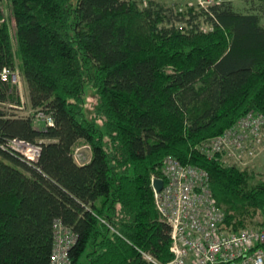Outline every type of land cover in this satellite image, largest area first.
<instances>
[{
	"label": "trees",
	"instance_id": "16d2710c",
	"mask_svg": "<svg viewBox=\"0 0 264 264\" xmlns=\"http://www.w3.org/2000/svg\"><path fill=\"white\" fill-rule=\"evenodd\" d=\"M180 1L0 0V68L27 98L18 116V87L0 82V145L40 148L34 162L0 148V264H50L56 225L74 236L69 264L167 262L151 186L166 157L206 171L224 225L264 226V180L201 150L264 118V0Z\"/></svg>",
	"mask_w": 264,
	"mask_h": 264
},
{
	"label": "built area",
	"instance_id": "2783aa9c",
	"mask_svg": "<svg viewBox=\"0 0 264 264\" xmlns=\"http://www.w3.org/2000/svg\"><path fill=\"white\" fill-rule=\"evenodd\" d=\"M196 1L199 5L205 6L215 0ZM0 82L11 83L18 87L19 103L12 108L18 116L26 115V100L21 91L22 82L19 73L8 67H2ZM37 120H45L46 123L51 124V119L44 117L41 113L36 114ZM263 123L262 116L249 115L223 135L208 140L201 150L208 155L222 154L227 143H230L232 137L242 128L250 131L253 136H257ZM239 136L241 137L240 146L236 145L237 140H234L231 145L242 150L245 134L240 133ZM82 147L89 150L88 146L83 145L77 147L73 153L79 165L87 163L90 158V155L82 156L80 153ZM0 148L31 162L37 160L40 151L37 145L18 139L2 144ZM241 152L238 151V153ZM226 154L228 157L234 156L228 150ZM238 156L240 159L242 154ZM236 159L239 160L237 157ZM161 174L162 178H151V186L156 178L163 182L159 192H156L153 186L152 190L159 217L169 227L171 258L165 263H160L144 253V259L153 264H264V226L234 231L224 225V214L216 205L206 171L196 166L183 165L172 157H166L162 161ZM73 241L74 236L70 231L56 225L50 264H69L67 251Z\"/></svg>",
	"mask_w": 264,
	"mask_h": 264
},
{
	"label": "rangeland",
	"instance_id": "374dc122",
	"mask_svg": "<svg viewBox=\"0 0 264 264\" xmlns=\"http://www.w3.org/2000/svg\"><path fill=\"white\" fill-rule=\"evenodd\" d=\"M161 3H163L165 6H172V7H177L181 2H177L175 0H159ZM76 0H71V4L75 5ZM253 3V0H233V7L237 11H247L250 7L251 4ZM180 6V5H179ZM178 6V7H179ZM262 24H264V17L262 18ZM206 29V27H204ZM24 89L23 86L21 87V91H23L24 94ZM84 98V108L89 116L91 113L92 109H94L96 105V98L93 94V91L89 88H86L83 94ZM27 100V98H25ZM240 133H244L245 136V141L242 142L243 148H237L235 145H231L234 140L236 142V145L238 144L240 146L241 143V137L239 136ZM232 152V154L235 156H229L226 154V151ZM82 153V156L88 157L89 150L86 149L85 147H82L80 150ZM238 151H242L241 153H238ZM251 153V154H249ZM239 154H242V157L239 159ZM224 156V157H223ZM222 157L223 160H225V163L229 165H235L239 169H245L248 171L250 175H252V179H250V184L251 185H256L259 181L264 180V123L261 125L259 134L257 136H253L250 131L245 130L244 128L241 129V131L232 139L230 140V143H227L225 148L222 150ZM236 157L239 159L237 160ZM241 160V161H240ZM155 177V176H153ZM255 219L260 221L259 216L256 217ZM255 219L253 223H255ZM249 224L247 223L245 228L253 227V226H259L258 224ZM229 227V226H227Z\"/></svg>",
	"mask_w": 264,
	"mask_h": 264
},
{
	"label": "water",
	"instance_id": "95a60500",
	"mask_svg": "<svg viewBox=\"0 0 264 264\" xmlns=\"http://www.w3.org/2000/svg\"><path fill=\"white\" fill-rule=\"evenodd\" d=\"M162 184H163L162 180L161 179H158V178H156V179H154L152 181V186H153V188H154V190L156 192H159L161 190Z\"/></svg>",
	"mask_w": 264,
	"mask_h": 264
}]
</instances>
